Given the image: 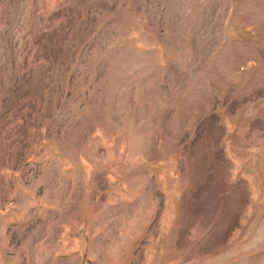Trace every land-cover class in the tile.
Here are the masks:
<instances>
[{
	"label": "rangeland",
	"instance_id": "rangeland-1",
	"mask_svg": "<svg viewBox=\"0 0 264 264\" xmlns=\"http://www.w3.org/2000/svg\"><path fill=\"white\" fill-rule=\"evenodd\" d=\"M0 264H264V0H0Z\"/></svg>",
	"mask_w": 264,
	"mask_h": 264
}]
</instances>
